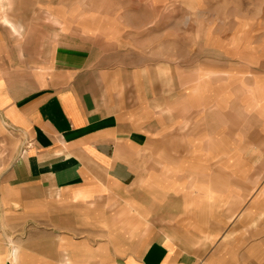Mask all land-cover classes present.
Returning a JSON list of instances; mask_svg holds the SVG:
<instances>
[{
  "label": "crops",
  "instance_id": "0c3cea01",
  "mask_svg": "<svg viewBox=\"0 0 264 264\" xmlns=\"http://www.w3.org/2000/svg\"><path fill=\"white\" fill-rule=\"evenodd\" d=\"M48 10L22 49L0 40V133L19 140L1 198L57 233L62 264H264V61L146 60L134 27L101 64L71 11Z\"/></svg>",
  "mask_w": 264,
  "mask_h": 264
},
{
  "label": "rangeland",
  "instance_id": "374dc122",
  "mask_svg": "<svg viewBox=\"0 0 264 264\" xmlns=\"http://www.w3.org/2000/svg\"><path fill=\"white\" fill-rule=\"evenodd\" d=\"M2 3L7 18L16 23L17 28L14 33L10 30L7 33L1 26L0 40L13 34L15 44L21 49L29 34V22L35 26L31 33L38 36L40 24L53 23L48 9L61 7L62 16L67 17L64 19H68L70 10L71 21L78 24L80 43L85 44L86 38L82 39L79 32L89 34L90 43L82 48L97 54L101 64L105 55L102 53L120 44L118 31L134 27L147 28L144 36L148 43L141 44L137 40L130 52L137 50L145 55L146 51L158 49L157 53L145 55L146 60H174L194 67L202 59L214 58L222 49L226 56L227 50H235L234 57L242 55L240 67L247 65L252 70L255 62L264 61V0H2ZM123 13L131 15L126 25L121 18ZM89 45L90 50L86 47ZM0 134L2 182L5 171L17 156L19 140L8 130ZM18 151L23 154V150ZM18 208L7 205L0 196V254L10 253L18 246V264H62L57 251L60 239L57 233H53L45 221L19 218ZM4 264L11 263L8 260ZM72 264L103 263L84 260L72 261Z\"/></svg>",
  "mask_w": 264,
  "mask_h": 264
}]
</instances>
